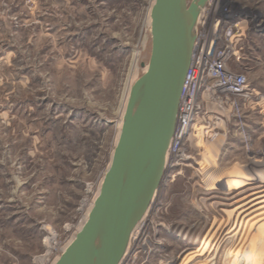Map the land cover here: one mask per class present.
Instances as JSON below:
<instances>
[{"label": "rangeland", "instance_id": "obj_1", "mask_svg": "<svg viewBox=\"0 0 264 264\" xmlns=\"http://www.w3.org/2000/svg\"><path fill=\"white\" fill-rule=\"evenodd\" d=\"M212 1L199 29L237 50L226 67L248 95L199 96L204 118L121 264H264V183L211 186L264 174V0ZM153 3L0 0V264H55L87 220L146 70Z\"/></svg>", "mask_w": 264, "mask_h": 264}, {"label": "water", "instance_id": "obj_2", "mask_svg": "<svg viewBox=\"0 0 264 264\" xmlns=\"http://www.w3.org/2000/svg\"><path fill=\"white\" fill-rule=\"evenodd\" d=\"M208 0H154L146 70L129 90L121 131L87 220L55 264H119L159 188Z\"/></svg>", "mask_w": 264, "mask_h": 264}, {"label": "built area", "instance_id": "obj_3", "mask_svg": "<svg viewBox=\"0 0 264 264\" xmlns=\"http://www.w3.org/2000/svg\"><path fill=\"white\" fill-rule=\"evenodd\" d=\"M215 25H218V23ZM233 26L237 28L238 25L234 24ZM208 32L209 30L205 33L206 36L210 35ZM237 34L238 30L230 26L224 31L223 37L229 40ZM216 35L217 33L215 30L214 39L209 37L208 40V38L205 37L206 40L204 39L199 47V52H205L202 61L205 65L204 72H201L196 66V62H198L197 55L194 53V55L192 54L191 56V63L185 77L179 100L177 121L171 144L175 143L176 137L181 133L182 137L180 136L179 143H175V147L177 145L180 147L192 126L197 123V120L204 118V114L201 115L203 108L198 102L199 96H210L214 94L228 95L229 93V95L235 96L246 95L244 89L248 88V86L244 78L236 75L233 76L226 67L229 61L236 60L234 52L237 50L233 48L230 42L225 46L218 47ZM196 81H198L197 84H195ZM234 89L238 91V94L233 91Z\"/></svg>", "mask_w": 264, "mask_h": 264}, {"label": "bare ground", "instance_id": "obj_4", "mask_svg": "<svg viewBox=\"0 0 264 264\" xmlns=\"http://www.w3.org/2000/svg\"><path fill=\"white\" fill-rule=\"evenodd\" d=\"M213 1L212 0H208L207 1V3H206V5H205V7L202 9V11H201V13L199 14V16H198V18H197V21H196V32H195V40H194V43H193V50H192V54L194 55V53H195V55H197V61L198 62H196V66H197V68L201 71V72H204L205 71V65H204V62H202L203 61V55H204V53H202V52H199L200 51V49H199V47L201 46V43H203V40L205 39V37L206 36H204L205 35V31L203 30V31H201L200 30V32L198 33V31H199V28H200V26L202 27V24H203V21H204V17H203V15H204V12H205V8H206V6L208 5V4H210V3H212ZM206 15V14H205ZM202 18H203V20H202ZM236 38V36H234V39ZM206 40V39H205ZM201 41V42H200ZM146 69V68H145ZM198 83V81H196L195 82V84H197ZM247 89L248 88H246V89H244V93L246 94V96L248 95L247 94ZM230 92H233V91H235L236 93L238 92V91H236L235 89L233 90V91H231V90H229ZM227 93H229V92H227ZM230 94V93H229ZM238 94V93H237ZM128 99V98H127ZM126 103H127V101H126ZM125 107H126V104H125ZM124 111H125V108H124ZM123 116V115H122ZM123 119V118H122ZM120 126H122V120H121V123H120ZM189 130V129H188ZM120 131H121V127H120ZM183 131H184V129H183ZM190 131V130H189ZM188 131V132H189ZM119 134H120V132H119ZM182 137V133L180 134V135H178L177 137H176V139H175V143L177 144V143H179L180 142V138ZM119 137V136H118ZM118 140V139H117ZM175 143L174 144H171L170 143V146H169V149H168V151H167V155H166V160H165V166L167 165V162H168V158L169 157H173V156H171L170 155V153L172 152V153H174V155H176L177 153H179L178 151V145L175 147ZM117 144V143H116ZM174 145V146H173ZM116 146V145H115ZM178 150V151H177ZM113 156V155H112ZM112 159V158H111ZM111 163V162H110ZM209 164V163H208ZM109 166H110V164H109ZM109 168V167H108ZM210 169V168H209ZM108 170V169H107ZM211 171H215V162H212L211 163ZM107 172V171H106ZM207 172H208V170H207ZM212 173V172H211ZM212 175V174H211ZM210 176V175H209ZM104 178V177H103ZM214 179H216V178H214ZM239 179L240 180H242V182H243V184H245V183H253V182H261V183H264V174H261V175H259V176H256V175H253L252 177H249V176H246V175H244V176H242V177H233V178H231V177H229V178H226V180H221V179H219L218 181H216L215 180V182L211 185L212 186V188H213V190H215L216 192L217 191H221V192H228V190L230 191V189H232V190H237V188L240 186V181H239ZM211 180H212V178H211V176L208 178V182L210 181L211 182ZM103 181V180H102ZM101 184H102V182H101ZM101 184H100V187H101ZM252 185V184H251ZM100 187H99V191H100ZM99 191H98V195H99ZM253 191V190H252ZM263 192V191H262ZM213 194H214V192H212ZM98 195H97V197H98ZM254 195V194H253ZM251 196V195H250ZM96 197V198H97ZM96 198H95V200H96ZM257 198H258V196H257ZM257 198H255V199H253V200H256ZM94 200V201H95ZM236 201H238V200H236ZM239 202V201H238ZM263 202V201H262ZM261 201L260 202H255L254 204H252L249 208H247V210H251L252 208H255V207H257V206H260V204L262 203ZM231 205V204H230ZM151 206V205H150ZM232 206H233V204H232ZM240 207H241V205H240ZM149 209H150V207H149ZM149 209L147 210V212L145 213V215L142 217V219L140 220V222L136 225V227L134 228V230L132 231V233H131V236H130V240H129V243H128V247H127V250H126V252H125V254H124V256H123V258H122V260L120 261V263L119 264H121V263H123V260H124V258H125V256H126V254L128 253V251H129V249H130V247H131V244L133 243V242H135L136 241V239H137V237L140 235V233H139V231L141 230L140 229V227H141V224L144 222V220H145V218H146V215H147V213H148V211H149ZM241 210V209H240ZM261 210V209H260ZM240 214V213H239ZM254 214V213H253ZM148 216V215H147ZM86 221V220H85ZM142 232V231H141ZM232 238V237H231ZM70 245V244H69ZM68 245V246H69ZM67 246V247H68ZM210 246H211V243H207L206 245H205V248H210ZM49 247V246H48ZM66 247V248H67ZM65 248V249H66ZM135 248V247H134ZM140 254V253H139ZM180 255V254H179ZM234 256L236 257L237 256V254L235 253L234 254ZM246 260H257L258 258H259V255H257V254H255V253H248V254H245V257H244ZM188 261V260H187ZM191 261V260H190ZM210 261V260H209ZM208 261V262H209ZM197 263V262H196ZM210 263H212V262H210ZM209 263V264H210ZM256 263V262H255Z\"/></svg>", "mask_w": 264, "mask_h": 264}]
</instances>
